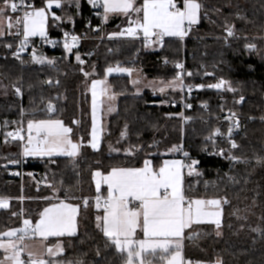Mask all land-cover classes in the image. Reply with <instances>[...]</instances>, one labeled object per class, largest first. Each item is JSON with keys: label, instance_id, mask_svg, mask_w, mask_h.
Returning a JSON list of instances; mask_svg holds the SVG:
<instances>
[{"label": "trees", "instance_id": "obj_1", "mask_svg": "<svg viewBox=\"0 0 264 264\" xmlns=\"http://www.w3.org/2000/svg\"><path fill=\"white\" fill-rule=\"evenodd\" d=\"M176 1L182 6V0ZM47 2L24 0L22 11L9 9L7 14L18 16L44 8ZM60 2L53 10L59 19L49 17L48 33L90 37L79 49L47 52L53 63L38 65L30 58L21 61L12 56L19 46L16 35L0 38V81L8 88V94L0 96V198L10 200V207L0 210V234L21 228L25 219L35 224L45 207L66 200L79 206L78 232L47 242H61L63 248L53 262L124 264L97 227L96 217L102 216L103 209L95 206L94 173L139 168L145 160L158 169L166 159L182 158L185 164L198 161L195 168L200 173L189 175L186 167V196L228 201L219 229L199 225V234L185 241V258L208 264L217 260L222 264H264V0H198L202 5L199 22L185 38H166L156 51L138 40H96L103 34L118 33L142 13L104 21L102 29H97L101 20L93 16L89 1ZM142 4L143 0L135 1L136 7ZM229 27L232 37L227 36ZM249 44L255 48L250 50ZM181 63L185 84L210 85L224 80L234 91L227 87L198 89L183 116L180 104L170 105L179 102L182 92L163 97L152 92L137 95L128 75L111 77L109 85L118 96L116 111L106 118L98 149L91 147L93 80H103L108 68L121 66L140 70L153 80L169 81L181 77L175 68ZM13 86L22 90V99ZM49 103L54 111L48 110ZM225 109L235 111L241 119L234 134L237 147L233 154L238 161L209 154V138L219 128L220 113ZM45 119L60 120L72 129L70 139L80 144L78 156L23 159L21 140L9 139L7 133L27 129L30 120ZM225 138L219 136L217 141L226 143ZM174 146L188 156L170 151ZM13 161L23 163L19 167L22 176L12 174ZM36 173L46 176V187L39 185Z\"/></svg>", "mask_w": 264, "mask_h": 264}, {"label": "snow or ice", "instance_id": "obj_2", "mask_svg": "<svg viewBox=\"0 0 264 264\" xmlns=\"http://www.w3.org/2000/svg\"><path fill=\"white\" fill-rule=\"evenodd\" d=\"M3 2L4 8H0V17H3L8 9L16 12L23 6L24 0H21L19 4L15 0H3ZM91 2L95 5L99 3V0H91ZM53 5L60 7L59 0H48L45 8L25 11L22 17L15 20L17 34H21L22 28L23 35L20 49L15 53L17 58L26 47L30 37L46 36L47 9ZM102 7L105 20L113 13H122L126 16L133 12L142 13L139 18L130 20V26L120 35L126 32L128 36L135 37L138 31H142L146 42L155 38L156 42L162 43L166 36L183 39L189 29L199 22L202 5L198 0H182V7L177 6L176 0H143L142 6L136 7L135 0H103ZM55 18L59 19V17ZM13 26L11 18H8L7 27L11 29ZM2 35L4 32L0 30V36ZM233 35L232 28H227V36L232 37ZM77 39L76 36H72V45L66 41L64 47L71 51ZM248 48L251 50L255 48V45L249 44ZM32 59L40 64L53 63L51 60L46 61L43 57H37L35 53ZM76 59L83 63L79 55ZM177 67L182 68L183 65L178 64ZM118 70L130 74L129 69ZM112 71L113 69H108L109 73ZM85 75L88 74L85 73ZM104 83V81H93L91 86L93 95L91 147L93 149H98L95 127L96 89L98 85ZM176 86L185 87L180 76L165 85V87L173 88ZM165 87H161L159 91L163 92ZM210 87L216 89L227 87L228 91H234L224 80ZM16 91L19 93L20 89L17 88ZM48 110H55L51 103L48 105ZM232 115L235 116V113ZM27 132L28 143L24 147V156L64 155L75 158L79 154L80 145L70 139L72 129L64 126L60 120H30L27 124ZM231 132L232 129L229 128V135ZM214 134H219V130ZM7 135L13 139L22 140L24 138L20 131L9 132ZM231 146L232 148L237 147L234 142ZM181 150L177 146L170 149L173 152ZM184 155L187 157L188 153L185 152ZM230 158L235 161L239 160L235 156ZM197 163L198 161L195 160L189 164L178 160L164 161L157 170L152 167L151 161L145 160L141 168H113L106 176H102L100 172L94 173V178L101 177L96 181L97 192H100L101 181L108 188L106 197L102 198L97 195L95 198L96 208L103 209V215L96 217L97 227L103 232L110 245L121 254L124 264H154L157 259L162 264H184L181 252L185 229L191 228L193 224L205 222L214 224L217 229L221 227V203H228L226 199L223 201L221 199H192L185 195L182 169L187 167L189 175L193 173L199 175L200 173L195 168ZM102 199L103 203H101ZM84 204L87 206L88 201L85 200ZM7 207L8 202L0 199V209ZM78 212L79 206L60 201L45 208L35 224L25 219L23 227L0 234V250L4 254L3 259H0V264H54L52 260H46L31 251L28 252V261L25 262L21 258L25 251L24 242L36 236L46 240L50 236L75 235ZM137 232H141L143 238H137ZM216 234L220 235V232L217 231ZM196 235L193 232L188 238L192 239ZM62 252L63 248L60 245L46 249L49 257L59 256ZM217 264H222V261L218 260Z\"/></svg>", "mask_w": 264, "mask_h": 264}, {"label": "built area", "instance_id": "obj_3", "mask_svg": "<svg viewBox=\"0 0 264 264\" xmlns=\"http://www.w3.org/2000/svg\"><path fill=\"white\" fill-rule=\"evenodd\" d=\"M16 3H20L21 0H17L15 1ZM102 0H99V3L97 4H93L92 2H90V5L92 7V13L93 16L96 18H99L101 20V24L97 27V29H102L103 27V23H104V11H103V7H102ZM24 2H23V6L20 7L17 11H22L24 9ZM178 7H182L179 4H177ZM24 14V11L21 12L20 16L22 17ZM128 27H124L122 28L118 33H115L113 35L108 36V39L111 40H138V41H142L145 45H151L155 42V38H152V41L146 42L142 31H138L137 35L135 37H130L127 35V33L125 32L124 35H120L121 32H124L125 29H127ZM67 34V35H65ZM72 36H76L78 39L75 42V46L71 47V50L73 49H79L82 46V43L84 41H86L88 38L90 39V37H85L84 35H80L74 32H63L61 35L58 36H51V35H47L46 37H37V38H29L26 47L24 48L23 51L20 52L19 54V58L24 59V58H31L33 56V53H35V55L37 57L40 56H46L47 52H55L58 49H66L64 47L65 42L67 41L70 45H72V40L71 37ZM185 38V36L183 37ZM16 41H18L19 46L15 49L14 53H17L20 49V45H21V41L23 40V35L22 32L21 34H17L16 37L14 38ZM166 40V37H164L163 41ZM67 50V49H66ZM94 51H91L89 54L93 55ZM16 57V55H15ZM17 58V57H16ZM33 60V59H32ZM83 61V60H82ZM178 65V64H177ZM177 65L175 66V68L180 72L181 77L184 73V64L181 63V65H183L182 68H178ZM182 88V93L180 96V100L178 101H172L170 103V105L172 107H177L179 104L182 106V111H181V115L184 116V112L185 109L188 108V103L189 100L191 99V97L193 96V94L198 90V89H214L213 87H210V85H204L203 83H198V84H185ZM203 86V87H201ZM15 93L17 92L16 86H13ZM16 96L19 97L20 99H22L23 95L21 93V91L19 93H16ZM243 99L240 100V103H242ZM231 114H227V115H222L223 120L225 121H230L229 124L231 126V129L236 132L241 125V119L240 117L235 114V116ZM183 121H185V117H182ZM22 130V127H21ZM19 128L15 129V130H11L10 132L12 133H16L17 131L22 132ZM9 133V132H8ZM219 134L222 135V132L219 130ZM9 139H13L12 137H9ZM226 143L229 144V146L232 145V143L234 142L236 144V141L234 139V133L231 132V135L226 137ZM215 140V139H214ZM217 140V137H216ZM232 147V146H231ZM182 153V150H181ZM222 153V154H221ZM182 156L185 157L184 153L181 154ZM214 156H218V157H224V150L220 149L218 151V153H216ZM231 160V158H228ZM235 161V160H232ZM13 166H15L12 170V174L13 175H20L22 176L24 172H22V169H19V167L21 168L23 166V163H13ZM37 175L35 176V178L39 181V184L41 186H45L47 185V180H46V176L45 175H41L40 173H36ZM100 195L102 198L105 197L102 193H96V196ZM96 198V197H95ZM101 203H103V199L101 201ZM102 209V208H101ZM23 227V224L22 226ZM28 261V258L25 259V262Z\"/></svg>", "mask_w": 264, "mask_h": 264}, {"label": "crops", "instance_id": "obj_4", "mask_svg": "<svg viewBox=\"0 0 264 264\" xmlns=\"http://www.w3.org/2000/svg\"><path fill=\"white\" fill-rule=\"evenodd\" d=\"M61 4V2H60ZM59 8V7H57ZM56 7L52 8V13L54 16H56V14L53 12L54 9H57ZM123 16H126V15H119V14H116V15H112V16H108V19L106 21H110L116 17H123ZM48 19H49V15H48ZM48 19H47V22H46V25H47V28H48ZM130 20H134V19H130ZM127 26H130V24L128 23ZM134 26V25H132ZM13 34H11L10 36H13V35H17V32H12ZM49 35L48 31L46 32V36ZM32 37H40V36H32ZM111 69H113V71L111 73L108 72V69L106 70V74H105V79L103 80H93V81H104L105 83L104 84H101V85H98L97 86V89H96V92H97V95H96V113H95V127H96V135H97V139H98V146L100 145L101 143V140H102V136H103V133L105 131V121H106V118H108L109 116H106L105 115V112H104V109H105V96L103 94V91L106 89L105 88V84L108 83L109 85V82L108 80L111 78V77H115V76H124L126 75L125 74V71H119L118 69H122L124 67H121V66H114V67H110ZM92 81V83H93ZM92 83L90 85V93H91V123H92V131H93V95H92V89H91V86H92ZM108 88V87H107ZM109 89L111 90V96H114V108H115V111H116V105H117V101H118V96L112 91V87L109 85ZM107 89V90H109ZM110 95V93H109ZM115 113V112H114ZM45 120H54V119H45ZM65 126V125H64ZM92 131H91V142H92ZM21 135L24 137L21 142L23 144V151H24V147L27 145L28 141H27V136H28V132H27V129H24L22 128V132H21ZM34 135V133H33ZM74 143H77V142H74ZM79 144V143H77ZM80 145V144H79ZM79 152H80V148H79ZM22 156H23V159H44V158H57V157H67V156H64V155H53V156H39V155H36V156H24L23 155V152H22ZM174 160H178V161H182L184 164H185V161L182 159V158H169V159H166L164 161H174ZM151 161V160H149ZM164 161L162 162V164L160 166L163 165ZM152 163V161H151ZM144 166V165H143ZM142 166V167H143ZM152 167L154 168L153 166V163H152ZM141 168V167H139ZM155 169V168H154ZM159 169V168H158ZM157 169V170H158ZM99 172V171H98ZM102 176H106L108 175L110 172L106 173V174H103L102 172H100ZM185 173H186V167L182 169V176H183V187H184V178H185ZM101 177H95L94 178V175H93V182H94V185H95V188H96V181L97 180H100ZM185 191V189H184ZM97 192V190H96ZM98 193V192H97ZM100 193H102L104 196H107L108 194V188H107V185L104 184L102 181H101V187H100ZM192 199H204V200H209V199H220V198H192ZM8 201H10L9 199H7ZM222 200V199H221ZM60 201H65L66 203H70L72 205H75L69 201H66V200H57L51 204H49L47 207H50L52 206L53 204H57L59 203ZM223 201V200H222ZM223 205L224 203L222 202L221 203V213L223 214ZM78 206V205H76ZM45 207V208H47ZM103 211V210H102ZM222 214H221V217H222ZM78 215H79V212L76 216V233L78 232ZM102 215H103V212H102ZM40 219V218H39ZM203 224H211V223H201V224H193L191 226V228L189 229H185V233H184V239L182 241V257H183V261H184V264H186V261L187 259L185 258L184 256V252H183V249H184V244H185V241L188 239L189 236H192L193 232H195L197 235L199 234V230L197 229V226L199 225H203ZM211 225H214V224H211ZM63 237H69L67 235L65 236H61V237H56V236H50L48 237L46 240H43L42 238L36 236V237H32V238H29V239H26L25 242H24V247H25V251L22 253V256L21 258L23 260H25L26 258H28V252L31 251L33 253H35L37 256H40L38 254L40 253H43L45 256H43L44 259L47 258V260H52L54 261L55 259H57V257H59L60 255L63 254V252L59 255V256H56V257H49L46 253V249L48 247H52V248H55L57 245H61V242H55L54 244H50V245H47V242L51 239H59V238H63ZM137 238H143V235L141 232H137ZM0 253H2V256L0 259H3V251L0 250ZM42 257V256H40ZM192 262H195L197 263L196 261H193L191 260ZM54 264H57V263H54ZM154 264H162L161 261H159L158 259L154 261Z\"/></svg>", "mask_w": 264, "mask_h": 264}, {"label": "rangeland", "instance_id": "obj_5", "mask_svg": "<svg viewBox=\"0 0 264 264\" xmlns=\"http://www.w3.org/2000/svg\"><path fill=\"white\" fill-rule=\"evenodd\" d=\"M87 1L91 2V0H87ZM47 3H46V5H47ZM59 3H60V0H59ZM176 3H178V2L176 1ZM54 7H56V6L53 5L51 8H48L47 9V17H48V15H49V17H57V16H54L53 13H52V8H54ZM0 8H4V4L3 5H0ZM8 11H9V9L5 11L3 17H0V30H2L4 32V35L0 36V38L8 37L11 34H13L12 32H14V33L17 32V28L15 26V20L17 18L21 17V16L20 15L16 16V15H14L12 13L7 14ZM116 14L124 15L122 13H113V14H110L109 16L116 15ZM8 18H11L12 23L14 25L11 29H9L7 27V20H8ZM137 18L138 17H134V18H131V19H134L135 20ZM104 21H106V20L104 19ZM126 27H129V26H126ZM45 31L46 32L48 31L47 25H45ZM21 32H22V28H21ZM107 37H108V35L105 36L103 34L102 36L98 37V39H96V40H99V41L100 40H106ZM30 38H37V37H30ZM166 38H169L170 39V38H179V37H169V36H166ZM162 44L163 43H161V42H156L155 41L153 44L148 45V48H149V50L156 51V50H159L161 48ZM12 56L15 57V53L14 52L12 53ZM40 57L45 58L46 61L48 60L47 59V56H40ZM18 59H20L22 61L21 58H18ZM80 60H82V59H80ZM31 61H33V60L31 59ZM83 62H84V60H83ZM37 64L38 65H42L40 63H37ZM122 69H127V68H122ZM129 70H130V74H129V72H125V74L130 77L131 85L134 87L135 94H137V95L143 94L145 92H152L156 96L163 97V96L167 95L169 92H175V93L180 92L181 93V91H182V88H180L179 86H176L175 88H173V87H165V85H167L169 82L175 80L176 78H174L172 80H169V81H166V80H153V79L148 78L146 75L142 74V72L140 70H135V69H132V68H129ZM137 81H138V83H137ZM183 84H184V80H183ZM105 85H106L105 86L106 91H103V94L105 96V101H104V103H105V109H104V112H105V115L106 116H111L115 112V108H114V104H115V102H114V96H111V90L109 89L108 83H106ZM177 85H179V81H177ZM210 85H214V84H210ZM161 87H165V90L163 92L159 91V89ZM17 88H19V87H17ZM107 89H109V90H107ZM221 89H223V88H221ZM13 90H14V88H13ZM20 91L22 93V90L21 89H20ZM16 93H15V95H16ZM109 93H110V95H109ZM7 94H8V88H6V86L2 83V81H0V96L7 95ZM231 113H236V112L235 111H232V110L225 109V110H222L221 111L220 115H227V114H231ZM219 121H220L219 122L220 123V126H219V128H217L214 131V133H216L217 130H220V129H221V132L222 131L223 132H222V135H220V134H214L213 133V135L209 138L210 147H212V148H210L209 154L210 155H215L216 153H218V151L220 149H223L224 150V157L225 158H230V157L234 156V154H233L234 148H232L231 146H229L228 143L218 142L216 140V137H219V136H225V137L230 136L229 135V128H231V126L229 124L230 121H225V120H223V118L221 120H219ZM19 129L21 130V127ZM232 133L235 134L236 132H234L232 130ZM7 137H8V135H7ZM46 186L47 185H45V187ZM0 199L6 200L8 202V207L7 208L10 207V201H8L6 198H0ZM7 208H3V209H7ZM38 255H40L42 257L45 256L43 253H40ZM46 260H47V258H46ZM217 261L214 262L213 264H217ZM186 264H208V263H200V262L195 263V262H192L191 260H187L186 261Z\"/></svg>", "mask_w": 264, "mask_h": 264}]
</instances>
